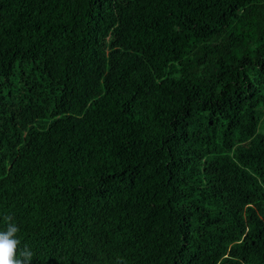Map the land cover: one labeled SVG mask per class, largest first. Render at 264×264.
I'll return each instance as SVG.
<instances>
[{"label": "trees", "instance_id": "trees-1", "mask_svg": "<svg viewBox=\"0 0 264 264\" xmlns=\"http://www.w3.org/2000/svg\"><path fill=\"white\" fill-rule=\"evenodd\" d=\"M263 125L264 0H0L31 264H264Z\"/></svg>", "mask_w": 264, "mask_h": 264}, {"label": "clouds", "instance_id": "clouds-1", "mask_svg": "<svg viewBox=\"0 0 264 264\" xmlns=\"http://www.w3.org/2000/svg\"><path fill=\"white\" fill-rule=\"evenodd\" d=\"M11 221V217L5 218ZM20 231L14 223H7L5 231H0V264H31L33 252L17 238Z\"/></svg>", "mask_w": 264, "mask_h": 264}, {"label": "rangeland", "instance_id": "rangeland-1", "mask_svg": "<svg viewBox=\"0 0 264 264\" xmlns=\"http://www.w3.org/2000/svg\"><path fill=\"white\" fill-rule=\"evenodd\" d=\"M263 129H264V125H263Z\"/></svg>", "mask_w": 264, "mask_h": 264}]
</instances>
